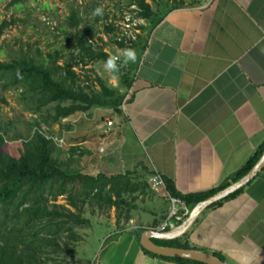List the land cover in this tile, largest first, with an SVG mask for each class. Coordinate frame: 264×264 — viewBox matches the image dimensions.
I'll list each match as a JSON object with an SVG mask.
<instances>
[{
	"label": "crops",
	"instance_id": "crops-1",
	"mask_svg": "<svg viewBox=\"0 0 264 264\" xmlns=\"http://www.w3.org/2000/svg\"><path fill=\"white\" fill-rule=\"evenodd\" d=\"M190 3L161 15L126 64L127 100L121 112L100 110L109 125L93 130L106 147L91 151L90 134L76 136L100 167L143 165L182 194L217 187L264 141V0ZM137 226L112 234L96 264H180L144 252ZM186 240L232 264H264V169L238 196L206 210Z\"/></svg>",
	"mask_w": 264,
	"mask_h": 264
},
{
	"label": "trees",
	"instance_id": "trees-1",
	"mask_svg": "<svg viewBox=\"0 0 264 264\" xmlns=\"http://www.w3.org/2000/svg\"><path fill=\"white\" fill-rule=\"evenodd\" d=\"M20 1L13 0L12 4L18 6ZM129 5L136 6L137 15L148 20V29H150L161 19V15L185 6L186 2L174 0L173 5L159 11L154 10L151 3L146 0H129ZM81 21L83 18L79 11L72 8L66 19L70 28L67 33L71 34V29L78 27ZM14 23L15 19L0 20V36L9 24ZM143 27L138 25L139 29ZM86 29L75 34L73 38L81 52L80 61L88 63L94 60H105L109 53L93 48L88 41ZM107 29L114 31L117 27L109 24ZM143 37L145 38V35ZM135 38L113 41L120 49L130 47L136 51L139 46L144 45V41L140 34H136ZM60 57V53L55 52L49 54L44 60L26 55L8 61L0 60V78L5 79L6 87L21 88L20 96L25 108L32 113H41L43 108L53 104L52 112L47 111V116L52 123L60 122L61 119L76 111L86 112L93 107L121 112V104L131 84V64L129 68L126 64L121 66L118 71L124 86H127L125 92L109 85L100 76H96L99 88L90 89L89 86L78 83L80 76L73 69L74 64L57 63ZM85 57L87 61L84 60ZM33 122L35 126H40L37 119ZM38 126L29 137L13 140L20 141L13 142L14 144L8 143L6 134L0 132V264H49V261L53 259L52 253L59 254V252L67 251L72 252L73 255L74 250L70 240L76 238V227L89 222L88 218L82 215L85 204L99 210L114 207L117 230H123L133 219V211L138 207L136 200L140 196L144 198L147 194L154 193L148 181V176L153 171L143 165L111 174L102 171L91 174L70 170L67 165L70 158L66 161L60 160L57 157L59 148ZM9 147L15 151L9 150ZM76 148L78 147H71V151L73 152ZM263 151L264 141L257 146L238 170L217 187L206 191L182 194L176 189L171 179L164 178L166 192H163L162 196L168 200V192L181 198L189 208H192L197 202L247 173ZM80 153L82 154L83 151L81 150ZM75 184H79V189L75 193H70L69 197L71 203L78 209L77 212L56 203L52 204L54 207L52 209L47 207L50 200H55L57 196L67 192L68 185L75 186ZM242 191L243 188L231 193L209 208L220 206L224 201L238 196ZM75 201L82 202V206L78 207ZM156 224V220L147 226L138 223L139 226L135 229L136 235L139 236L145 227L154 228ZM63 233H68L67 239L62 238ZM153 240L160 245L190 247L186 237L170 240L154 238ZM141 248L147 254L180 264H208L193 259L157 255L142 246ZM216 255L224 260L221 255Z\"/></svg>",
	"mask_w": 264,
	"mask_h": 264
},
{
	"label": "rangeland",
	"instance_id": "rangeland-1",
	"mask_svg": "<svg viewBox=\"0 0 264 264\" xmlns=\"http://www.w3.org/2000/svg\"><path fill=\"white\" fill-rule=\"evenodd\" d=\"M13 0H0V20H13L14 24H9L0 36V60L8 61L20 56H32L44 60L49 54L60 53L57 63L74 64L73 69L79 74L78 83L89 86L90 89H98L96 76L104 78L109 85L123 88L124 83L120 73H115V79H111L110 73L103 69L104 60H94L88 63L81 62V52L76 46L73 38L87 28L88 41L96 50H103L109 54H115L120 48L113 41L114 39H128L140 34L143 39L146 30L149 28L148 20L139 17L135 11V5H129V0H21L18 6L12 4ZM151 3L156 11L165 10L173 5L174 0H146ZM186 4L192 0H184ZM97 6L102 7V16L90 15L91 10ZM72 8L79 11L83 21L78 27L70 29L66 23L67 16ZM113 24L117 27L114 31H109L107 26ZM138 25L144 26L139 29ZM132 36V37H131ZM136 39V38H135ZM87 61V57L85 59ZM77 62V63H76ZM5 79L0 78V132L6 135V141L14 144L13 140H20L29 137L35 126L33 122L37 119L40 123V130L59 148L57 157L68 162V168L72 171L95 174L97 171L117 172V167L99 166L93 162L92 155L80 153L81 144L77 138L78 132L90 134L89 148L91 151L97 147H106L105 140L93 137V130L99 126V122L104 121L109 125V114L101 115L108 108L93 107L86 112L76 111L75 113L61 119L60 122L52 123L47 116V111L52 112V105L43 108L41 113H32L22 101L20 96L21 88L5 86ZM66 104L69 102H65ZM75 133L69 132L75 130ZM97 136V135H96ZM101 141V142H99ZM72 146H77L73 152ZM9 150L15 151L9 147ZM100 159V156H98ZM100 168V170L98 169ZM69 189L63 195L57 196L55 200H50L48 208H54L53 203L65 205L72 211L77 212V208L71 203L70 193H75L79 189V184L68 185ZM72 187V188H70ZM163 193H149L144 198L142 196L136 200L138 207L133 211V219L128 223L132 226L142 223L144 226L152 221L166 216L170 210L169 200H166ZM78 207L82 202L75 201ZM169 205V206H168ZM58 209V208H57ZM60 211H64L58 209ZM82 215L88 218L89 222L76 227V238L71 239L73 255L70 252L52 253L53 259L49 264H96V261L104 257L110 250L112 234H119L117 230L115 209H94L89 204H85ZM115 231V232H114ZM68 233H63L62 238L67 239Z\"/></svg>",
	"mask_w": 264,
	"mask_h": 264
},
{
	"label": "water",
	"instance_id": "water-1",
	"mask_svg": "<svg viewBox=\"0 0 264 264\" xmlns=\"http://www.w3.org/2000/svg\"><path fill=\"white\" fill-rule=\"evenodd\" d=\"M264 169V151L259 159L251 167V169L237 180L229 183L224 188L218 190L214 194L206 197L205 199L197 202L192 208H190L188 215L181 222L166 230H156L151 227H145L139 234V242L143 248L153 252L157 255L167 257H181L187 259L198 260L208 264H232L227 260H222L215 254L201 250L194 247H177L169 245L157 244L153 239H177L184 238L187 233L197 222L198 218L209 209V207L215 202L225 199L231 193L244 188L250 184L258 174ZM137 236V235H136ZM138 237V236H137Z\"/></svg>",
	"mask_w": 264,
	"mask_h": 264
},
{
	"label": "built area",
	"instance_id": "built-area-1",
	"mask_svg": "<svg viewBox=\"0 0 264 264\" xmlns=\"http://www.w3.org/2000/svg\"><path fill=\"white\" fill-rule=\"evenodd\" d=\"M133 38L135 37L133 36ZM128 92L129 91H127L125 99L122 102V104L127 100ZM148 181L151 186V189L154 192L160 193V194L163 192H166V184H165L164 178L158 171L153 170V172L148 176ZM167 196H168V200L170 203V210L168 212L167 217L163 220V222L159 224L158 226L154 227V229L156 230H165L169 227L175 226L176 224L181 222L184 218H186L190 210L188 205L181 198L177 196H173L169 194L168 192H167Z\"/></svg>",
	"mask_w": 264,
	"mask_h": 264
},
{
	"label": "clouds",
	"instance_id": "clouds-1",
	"mask_svg": "<svg viewBox=\"0 0 264 264\" xmlns=\"http://www.w3.org/2000/svg\"><path fill=\"white\" fill-rule=\"evenodd\" d=\"M90 15L92 16H102L103 9L97 6L91 10ZM137 59L136 51L132 48H123L118 50L115 54H108L103 62V69L112 74L111 79H115V73H117L121 66L127 64L128 62H135Z\"/></svg>",
	"mask_w": 264,
	"mask_h": 264
}]
</instances>
